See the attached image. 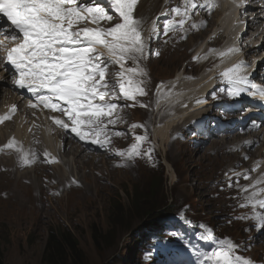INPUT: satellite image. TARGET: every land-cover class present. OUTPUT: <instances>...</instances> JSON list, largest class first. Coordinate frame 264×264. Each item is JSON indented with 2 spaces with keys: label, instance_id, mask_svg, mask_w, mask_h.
I'll return each instance as SVG.
<instances>
[{
  "label": "rangeland",
  "instance_id": "obj_1",
  "mask_svg": "<svg viewBox=\"0 0 264 264\" xmlns=\"http://www.w3.org/2000/svg\"><path fill=\"white\" fill-rule=\"evenodd\" d=\"M168 1L161 0L160 3L165 6ZM160 3L143 0L134 7V18L138 23H145L144 26L138 25V31L144 27L147 29V33L141 32L146 39L147 52L143 56L144 60L138 58L131 64L137 69V74L125 75H132L134 81L141 82L140 87L145 89L146 95H136L137 98L144 97L141 101L136 98L134 101L112 98L111 101L121 107L111 118L112 123H107L108 118H104V121L105 125H109L108 136L114 138V143L106 139L104 128L102 131L94 128L90 130L87 126L88 130L84 131L88 132L89 144H84L85 155L77 164L60 156L58 164L54 166H37L43 149H39L41 144L34 151L36 166L26 174L16 167L7 168L4 159L0 158V166L7 169L6 172L0 171V176L9 173V177L0 179V250L4 264H45L43 256L50 235L61 232H70L78 240L83 252L81 261L72 264H223L215 253L228 251L229 246H232L233 257L239 255L252 261V264H264V227L261 226L264 225L261 219L264 217V208L260 205L264 201V156L254 157L246 165L237 168L240 163L229 153L237 141H224L234 132L242 131L245 135L240 139H246L251 136L252 130H259L256 132L261 134V143H264V102L257 101V95H251L252 90L247 84L241 83L242 87L229 86L234 73L226 70L227 76L220 72L212 79L214 87L211 89H214L211 93L208 91L206 97L197 96V100H205V107L204 104H196L198 101L194 104L184 101L183 104L170 107V102L178 95L192 88L184 85L174 90L175 93L173 90L168 92V89L158 92V103L159 100L165 103L169 101L164 108H158L155 83L165 79L174 81L171 78L180 73L197 78L211 72L234 54L231 50L230 54L210 63L213 50L224 46L229 39L228 34L224 30L208 31V27L196 21L199 19L198 8L193 9L190 18L189 11H186V20L179 0H172L167 5V16L157 14ZM109 14L113 16L111 21L108 20L109 23L121 22L117 13ZM254 16L252 9H249L244 17L239 18V22L245 21L250 26ZM215 20L218 18L211 20L209 26H214ZM233 25L237 26L236 23ZM178 31L182 36L179 40ZM194 32L189 46L185 41ZM263 40L264 35L252 32L237 43L243 48L242 52L247 54ZM200 46V51H204L202 54L207 52L205 58L209 57L204 66H201L203 58L195 57L200 52ZM263 56L264 51L258 54L253 52L247 61L250 66L256 67L255 72L261 67L260 77L264 74ZM104 59L106 63V56ZM127 61H130L129 58H126ZM111 65L114 68L107 71L106 79L108 83L111 79L113 83L110 85H117L118 92L116 79H120L118 73L122 69L115 63L111 62ZM258 75L254 86L264 80ZM243 87H247V90H243ZM12 98L15 99V96L3 98L2 94L0 110ZM184 103L187 107L185 105L183 110L181 106ZM10 107L20 111L11 124L6 125L0 118V131L13 129L22 113L18 104ZM178 112L185 115L173 128L176 131L169 134L168 146L162 148L154 138L155 126L179 116L175 115ZM119 119L123 122H120L117 130ZM141 136L145 139H138ZM92 140H99L100 143L94 144ZM261 143L253 150L264 151ZM134 145L139 155H129ZM97 146L102 147L103 153L107 154L103 159L97 157L101 153ZM75 148V145L71 146L72 153ZM126 156H129L126 165L116 166L111 161ZM8 160L15 165L14 158ZM88 161L93 163L89 167L86 165ZM128 165L131 166L127 168ZM71 180H75L74 183H69ZM63 183L68 186H63ZM154 184L158 186L152 188ZM152 207H160L161 211L158 210L156 217L150 219L146 212ZM179 220H185L188 225L199 230L212 245L209 256L184 239L166 233L167 228L163 226L172 223L178 228ZM161 234H164V238L160 240L158 237Z\"/></svg>",
  "mask_w": 264,
  "mask_h": 264
},
{
  "label": "snow or ice",
  "instance_id": "obj_2",
  "mask_svg": "<svg viewBox=\"0 0 264 264\" xmlns=\"http://www.w3.org/2000/svg\"><path fill=\"white\" fill-rule=\"evenodd\" d=\"M110 3L121 22L106 30H73L82 20L90 18L98 24L104 19L111 21L113 16L99 3L78 7L76 0H0V14L10 22L11 39L15 41L14 46L6 49V61L18 73L15 84L33 94L41 90L48 93L38 95V101L66 115L72 125L70 128L61 119H55V123L81 141L88 136V132L81 130L82 126L102 131L104 118H108V123L113 122L111 118L121 107L111 102L113 97L134 101L137 94H146L140 87L141 82L132 78L137 69L124 68L126 58L135 59L144 52L138 21L133 14L137 0H110ZM100 46L106 52L100 50ZM105 56L122 69L118 92L117 85H110L106 79ZM54 99L57 102H53ZM91 142L100 143L99 140ZM132 153L139 155L135 145L129 155ZM260 205L264 208V201ZM231 251L232 246H229L228 251H218L215 255L223 264H252L239 255L233 257Z\"/></svg>",
  "mask_w": 264,
  "mask_h": 264
},
{
  "label": "bare ground",
  "instance_id": "obj_3",
  "mask_svg": "<svg viewBox=\"0 0 264 264\" xmlns=\"http://www.w3.org/2000/svg\"><path fill=\"white\" fill-rule=\"evenodd\" d=\"M142 1L143 0H138L136 5H139ZM155 1H156V3L161 2V0H155ZM171 2H172V0H169L168 4H166L165 6L161 5V3H160V10L157 14L160 13V14H162V16H167L168 12H166V10H167L166 8H168L167 5H169V3H171ZM179 2L181 3V6H180L181 12H183V17L186 20L188 18L186 11H189V14H190L189 18H190L192 16L191 13L194 9L192 7V5L195 4V5H197L196 8H198V10L200 12V15L197 14V17H199V19L198 20L196 19V21H198V22L204 24L206 27H208V31L213 32L215 30L216 32L217 31L220 32V31L224 30L228 34L229 39L225 42V44L222 48L215 50L213 55L210 57V59L212 60V62L210 61V63L216 62L217 60H219L224 55L230 54L231 50H233L234 54L229 55V57L227 59L222 61L217 66V68H215L211 72L205 73V74H203L197 78L196 77L194 78L191 76L185 77L182 75V73H180V74H178V76L175 78L174 81L173 80H170V81L166 80L163 83H161L159 85L158 92H164L165 89H168V92H169V90L170 91L173 90V93H175L174 90H178L180 87H182L184 85H188V86L192 87L191 89L188 90L187 93H184V91H183L182 93H184V94H181L180 96L178 95L176 97V99L173 98L175 100L170 102L171 103L170 107L172 108L179 103L183 104L182 102H184V101H189V104H194L196 101H198L196 104H204L205 100L204 99L197 100V96L200 95L201 97H204L205 93L208 92V90L212 87V79H214V77H216L217 74H221L220 72L227 73V72H225L226 70H229L228 72H230V73H234V75L232 74L233 78L232 79L230 78L232 80V82L229 84V86L242 87V84H241V83H243L242 81H247V83H244V84H247L249 89L252 90L251 95H257V97H256V98H258L257 101H260V103H263L264 102V99H263V97H264V80L259 82L260 84H258L257 86H254V84L257 83L256 82L257 75L260 74L261 67L259 68L260 71L258 69L259 73H258V71L255 72L256 67H254L253 65L250 66L249 62H247V61L249 59V56L253 52H256L258 54L260 51H264V40L260 44L253 46L251 48V50L249 51V53H247V54L242 52L243 48L241 47L240 43L238 44L237 42L243 41L245 39V35L247 33L251 34L252 32H254V33L258 32V35H264V23H263L264 22V0H252V4H245L246 1H245V3H243L244 2L243 0H179ZM76 3H77L78 7H80L83 4L99 3V4H102L103 6H105V8L108 10L109 13L115 12L111 3H110V0H76ZM258 3L261 4L257 8L259 11L257 9L253 8L255 6V4H258ZM146 4H149V3H146ZM208 4H212L213 8H215L212 10L213 11L212 16L207 15L206 7ZM144 7H145V4H144ZM248 9H252L253 13L255 14L252 24L250 26H247V28H250V32H249V29L243 28V25L245 24L244 22L238 27L233 25V23L239 18V17L237 18L238 13H240V18H241V16L244 14V12L247 11ZM136 10H139V9H136ZM142 10H140V11L142 12ZM215 13H218L220 17L216 16ZM214 18H218V20L214 21V26H209V22H211V20H214ZM89 22H92L90 18L82 20L81 22H79L78 24L73 26V30H80L83 28H94V29L98 28V29L106 30V29L113 27L116 24V22H114L113 24L109 23V21L107 19L99 21L98 24L92 22V24L94 26L89 25L88 24ZM193 22H195V21H193ZM138 25L144 26L145 23L139 22ZM194 25H195V23H194ZM189 27H190V25H189ZM205 32H207V29L205 30ZM188 33H189V31H188ZM194 36H195V32L192 35H190L189 38L187 37L188 39L185 42H187L189 46H191L192 38ZM180 37H182V36H180V31H178L177 32L178 40L180 39ZM141 39H143L141 44L144 46V52H143V55L139 56L138 58L144 60L143 56H145L144 54H145V52H147L145 41H144L146 39L143 37H141ZM0 42H3V40L0 39ZM3 43H4V45L9 46L8 42H3ZM203 47H204V45H203ZM203 47H202V49H203ZM200 49H201V46L199 48V51H200ZM100 50H103L106 52V49H103L102 46H100ZM206 53L207 52L202 54L200 52L197 55V58L201 55H203L204 56L203 58H205L207 56ZM138 58H135V59L129 58L130 61L124 62V68L125 69H132L133 68L131 65L132 62ZM262 58L264 59V56ZM106 63L108 66L107 71L114 68L111 65V62L109 61V59L106 61ZM205 63H207V61H205V60L203 62H201V66H204ZM126 65H129L130 67H128ZM117 66L119 68H121L119 65H117ZM261 66H263V65H261ZM228 76H231V75H228ZM258 77L260 79H263L264 74H262L261 77H260V75H258ZM189 78H191V79H189ZM0 79H1L0 96L2 94H3V98L4 97L7 98V97H10L12 95L15 96V99L12 98L8 104H6L4 107L1 108L0 112L6 113L11 109L10 105L13 106L16 104H18L22 110V113L20 114L18 119L15 121L13 129L6 128V130L4 132L0 131V158L4 159V162L6 163V165H8L7 168L16 167L17 170H19L20 172L23 171L26 174V172H28L30 169L32 171V168H34L36 165L38 166V164H41L43 166H54V165L58 164L60 156H64V157L69 158L70 160H73L74 161L73 164H75L77 161L79 163L80 158L85 153V149H83L84 144H89L88 143V136L86 137L85 141H81L74 134H69L68 129H65V128L61 127L60 125H57L55 122H49L48 118L39 115V113L35 109H32L31 110L32 112H31L27 108V102L24 99L22 100V98L20 96L14 95L12 89H9L8 82H5L6 80L4 78V73L1 70H0ZM112 83L113 82L110 79L109 84H112ZM225 85L226 84L224 83L223 86H225ZM187 89H188V87H187ZM243 90H247V87H243ZM168 102L165 103L163 100H159L158 108L161 107V109H162ZM185 105L186 104L184 103L183 106H181V105H179V106H181V109L184 110ZM205 106H206V104L203 105V107H205ZM185 107H187V105ZM158 112H159V110H158ZM189 112H190V110H189ZM202 113H204V110L202 111ZM175 115H179V116H176L174 118L171 116H168V117H171V119H169L165 123L160 124L157 127L155 126L156 132H154V136H155L154 138L157 140L158 145L161 147L164 146V148H165L166 146H168V143L170 141L169 134L171 135L172 131H176L175 129L173 130V128H175L182 121L185 113L180 112V114H179V112H178ZM37 116H40V118H38ZM63 121L65 123L69 124V128L72 126L66 115L64 116ZM120 122H123L122 119H119V121L116 125L117 130H118V126H119ZM39 123L41 124L40 129H38V126H37ZM81 130L82 131L88 130L87 125L82 126ZM92 130H94V129H92ZM108 131H109V125L106 124L104 127V135H105L106 139L108 138L109 140H111L114 143V141H113L114 138H111L108 136ZM256 131H259V130H252V132H250L251 136L247 137L246 139H240V137L241 136L244 137L245 134H243L242 131H238V132L232 133V135H229L224 140V141H237L236 143H234L232 145V147L229 151V153L231 152L230 156L236 157L235 161L240 163L237 168H239L240 166L246 165L254 157H257V156L263 157L264 156V151H261L260 149L253 150L254 147L258 146V144L261 143V139H260L261 134H257ZM101 134H102V132H101ZM120 134L121 133H119V135ZM68 139H70V141ZM262 143H263V141H262ZM9 145H12V146L9 147ZM37 145H40V147H39L40 151H41V148H43V149H42V152L39 154V156H40V159H38L39 163L36 164L35 162L37 160V157H36V154L34 151L38 150V149H36ZM72 145H75L77 147L74 149L75 153L74 152L72 153V149H71ZM263 145H264V143H263ZM97 147L100 149V152H101L98 155L102 156V158L100 156H97V157H98V159H103V156H106L107 154L103 153L102 147L101 148L99 146H97ZM69 148L71 149L70 151H68ZM67 151L69 152L68 155L66 154ZM130 152H131V150H130ZM51 155H53V157ZM89 156H92V155H89ZM97 157H91V158L96 160ZM8 158H10V159L14 158L15 159V165L11 160H8ZM25 158H27V163L25 162ZM128 158H129V156H126V157H123L121 159L118 158L116 160H111V161L116 166H123V165L127 164ZM60 161H62V160H60ZM62 162L64 163L65 161H62ZM84 162H86V161H84ZM90 162L86 163V165L88 167L93 164ZM57 166H60V165H57ZM57 166H56V168H57ZM130 166L131 165H128L127 168H129ZM73 167L76 168V165H74ZM37 169H39V168H37ZM0 171L6 172L7 169L1 165ZM0 173H2V172H0ZM24 173H22V174H24ZM8 175H9V173L7 174V176H0V179L4 178V177H9ZM10 179H12V178H10ZM26 179H28V178H26ZM65 180H66V178H65ZM74 181L71 180L69 183H71V182L74 183ZM76 182H78V181H76ZM63 186H65L64 183H63ZM66 186H68V185H66ZM75 186H78V185H75ZM68 189L70 190V188H68ZM61 190H62V188H61ZM50 194H52V193H50ZM7 198H8V196H7ZM42 207H43V205H42Z\"/></svg>",
  "mask_w": 264,
  "mask_h": 264
},
{
  "label": "trees",
  "instance_id": "obj_4",
  "mask_svg": "<svg viewBox=\"0 0 264 264\" xmlns=\"http://www.w3.org/2000/svg\"><path fill=\"white\" fill-rule=\"evenodd\" d=\"M157 186L158 184H154L152 188H156ZM160 209V207H152V209L150 211L148 210L146 213L150 215V219L155 218L156 214L159 213L158 210ZM177 224L179 225L178 228H176V226L172 223L167 226L164 225L163 227L167 228L166 233L170 232V234L173 236L184 239V241L189 242V244L195 247L197 250L204 251L207 256L211 254L213 250L212 245L205 240L202 234L199 233V230H196L194 227L188 225L185 220H179ZM145 235H148V233H145ZM158 238L160 240L163 239L164 234L159 235ZM150 241L155 240L151 239ZM82 254L83 252L80 249L78 240L74 238L70 232H61L57 234L52 233L50 235L43 257L45 264H72L77 260L81 261ZM0 264H4L1 250Z\"/></svg>",
  "mask_w": 264,
  "mask_h": 264
}]
</instances>
